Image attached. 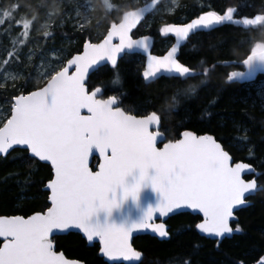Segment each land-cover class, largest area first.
<instances>
[{"label":"snow or ice","instance_id":"1","mask_svg":"<svg viewBox=\"0 0 264 264\" xmlns=\"http://www.w3.org/2000/svg\"><path fill=\"white\" fill-rule=\"evenodd\" d=\"M158 2L152 0V6ZM104 5L113 7L108 0ZM33 6L37 13L45 8L43 3ZM150 10L146 6L125 11L118 23L111 24L102 42L85 41L82 53L66 63L60 61L41 75L42 86L37 90L12 96L10 118L0 121V154L7 156L10 150L22 149L29 166L43 162L50 165L51 175L44 185L48 194L44 209L27 216L0 215V264H74L55 249L52 239L56 233L72 230L83 233L89 242L98 240L101 254L112 264H131L141 261L142 255L129 242L132 233L150 230L162 239L168 238L166 225L156 223L155 218L180 215L184 210L202 217L195 228L203 236L215 238L217 247L225 237L242 233L238 223L233 226L234 213L247 206L248 196L262 190L255 178L244 176L253 171L250 165L233 163L213 135L183 131L181 138L164 143L167 138L161 135V117L156 111L132 114L119 106L115 96L99 98L101 89L90 91L87 86L90 70L101 62L115 66L121 53L137 49L149 52V38L134 40L131 34ZM14 11H20V6L16 5ZM236 11L231 7L222 14L207 11L190 22L161 27L160 34L174 36L177 46L163 56L149 54L144 79L167 75L184 81L200 79L207 84L212 69L205 67L193 74L175 58L178 45L201 30L212 31L225 24L247 31L264 30V15L239 19ZM35 20L32 16L18 23L23 38L28 37ZM8 56L21 59L15 51ZM215 59L213 69L243 65L244 70L226 75L227 82H254L257 75L264 74V43H254L237 62L225 61L224 56ZM204 63L201 61V65ZM197 87L189 85L184 92L193 93ZM97 154L99 166L93 171L90 157ZM147 183L161 198L139 223L124 228L93 222L98 212L110 213L118 207L117 193L122 200L135 201ZM181 264L192 261L185 259ZM256 264H264V256Z\"/></svg>","mask_w":264,"mask_h":264},{"label":"trees","instance_id":"2","mask_svg":"<svg viewBox=\"0 0 264 264\" xmlns=\"http://www.w3.org/2000/svg\"><path fill=\"white\" fill-rule=\"evenodd\" d=\"M55 1L0 0V40L4 35L10 36L5 45L7 55L13 51L20 54L28 49L31 30L28 37L23 38V30L18 23L47 13ZM167 1L159 0L152 6V0H145L141 5L130 0H108L113 7L107 9L104 0H97L94 21L87 29L73 32L65 25L63 28L53 27L47 33L57 40L65 37L75 40V46L68 52L70 56L80 51L84 41L101 40L100 32L105 34L108 26L119 22L125 11L149 6L150 12L133 37L149 35L153 42L152 53L160 55L171 43V39L159 31L167 24H183L207 11L222 14L229 7L237 10L235 17L239 19L264 15V0H179L175 11L163 15L164 20L158 22L153 13ZM40 3L45 8L37 13L33 5ZM16 5L20 6V11H14ZM254 43H264V30L247 31L225 24L213 31L191 36L178 50L177 59L190 67L193 74L205 67L212 69V77L207 84H202L200 79L184 81L165 77L145 84L140 76L142 58L129 54L121 58L113 69L104 66L90 75L89 90L100 88L102 98L116 96L120 106L132 114L156 111L161 117L160 132L166 141L178 139L183 131L213 135L235 162L249 163L254 167V176L262 186L261 192L250 198V207L236 213L238 221L233 226L238 223L242 233L224 239L217 247L215 241L200 237L194 229L200 222L199 217L187 213L176 215L166 223L169 231L167 241L147 235L133 239L134 248L142 254L138 264H181L185 259H191L192 264H239L241 260L244 264H256L264 256V102L254 96L251 84L227 82L226 75L234 70L242 71L241 64L235 68H212L217 56H224L225 61H239ZM201 61L205 63L201 65ZM30 76L31 73H27L19 91L16 88L0 90V100L5 101L9 109L13 95L40 87L32 85ZM263 77L258 76L254 83ZM189 85L198 87L195 92L185 94L184 89ZM9 113L10 110L7 118ZM26 156L24 151L13 150L6 158H0V215L27 216L44 209L47 204L43 186L51 175V169L39 162L29 166ZM95 165L94 161L93 169ZM53 241L56 250L63 252L66 258L84 264H106L97 256L98 246L85 245L79 234L68 233Z\"/></svg>","mask_w":264,"mask_h":264},{"label":"rangeland","instance_id":"3","mask_svg":"<svg viewBox=\"0 0 264 264\" xmlns=\"http://www.w3.org/2000/svg\"><path fill=\"white\" fill-rule=\"evenodd\" d=\"M133 4H143L145 0H130ZM179 0H168L163 7L158 8L154 13L158 19L164 20L163 15L173 13L178 7ZM97 0H56L49 7L47 13L36 16L31 29V39L28 49L20 53V60L9 58L5 45L10 40V36L4 35L0 40V90L21 88V82L26 78L27 73H31L30 82L34 87L41 86V75L51 66L58 64L60 61L66 63L70 48L75 46L76 41L68 37L56 39L53 36H46L50 29L63 28L65 25L73 32L87 29L94 21L95 4ZM54 12L53 16L48 13ZM96 29V28H95ZM104 34L100 32L99 36ZM31 57V59H29ZM5 60L9 62L4 63ZM15 77V79H13ZM254 96L258 97L260 102H264V77L256 83H252ZM9 108L5 101L0 100V121L7 119Z\"/></svg>","mask_w":264,"mask_h":264},{"label":"water","instance_id":"4","mask_svg":"<svg viewBox=\"0 0 264 264\" xmlns=\"http://www.w3.org/2000/svg\"><path fill=\"white\" fill-rule=\"evenodd\" d=\"M141 9V8H140ZM135 10H138V9H135ZM131 11H134V10H131ZM204 14V13H203ZM197 18V17H195ZM145 20V19H144ZM144 20L142 22H144ZM191 21V20H190ZM188 21V22H190ZM141 22V23H142ZM118 23V22H117ZM186 23V22H184ZM111 25H109V27L107 28V30L110 28ZM139 26V25H138ZM137 26V27H138ZM107 30H106V34L101 38L100 41L98 42H92V43H99V42H102V40L104 39V37H106L107 35ZM215 30V29H214ZM136 31V28L133 29V32ZM213 31V30H212ZM132 32V33H133ZM207 33V32H210V31H204V30H201L197 33ZM132 35V34H131ZM195 35V34H193ZM191 35V36H193ZM190 36V37H191ZM144 37H148V41H147V44H148V49H149V52H144L142 50H134V51H131V52H127V53H121L120 56L117 58V62L122 58L124 57L126 54H131V55H139L141 56V58H143V70L140 74V76L142 77L143 81L145 84H150V82H154L158 79H161V77H165V78H169L167 77V75H161L159 78H150L149 80H145L144 77H143V72L147 69V64H148V55L151 54V55H155V56H159V55H156L154 53L151 52L152 50V46H153V42L150 38V36H139V37H136V38H133L134 40H139L141 38H144ZM167 37H170L171 40H172V44L165 50L164 54H161L160 56H163V55H166L167 52L171 49V47L173 46H177L176 45V41H175V38L174 36H172L171 34H169ZM187 41V40H186ZM186 41H182L180 42V44L178 45V50L184 45V43ZM84 43V42H83ZM82 43V44H83ZM114 43H118V41H114ZM178 50H177V53H176V56L175 58L177 59V55H178ZM83 52V45L81 47V50L78 52V53H82ZM76 53V54H78ZM76 54H73L71 56H69L68 59H70L72 56L76 55ZM178 60V59H177ZM179 62V61H178ZM185 65V64H184ZM104 66H107L109 68H114L113 65H111L110 63H107V62H101V65L97 68H94L93 70H90V74H89V77L91 74H93L94 72L98 71L99 69H101L102 67ZM187 66V65H185ZM242 68H243V65H242ZM244 70V68H243ZM261 75V74H259ZM258 76V75H257ZM89 79V78H88ZM87 79V83H88V80ZM256 79V78H255ZM181 80H184V78H181ZM255 81V80H254ZM238 83L244 85V84H251L253 83V81H238ZM38 89V88H37ZM37 89H34V90H37ZM32 90V91H34ZM95 90V89H94ZM101 94H102V91L99 95V98L101 97ZM112 97V96H111ZM109 97L107 98H103V99H108ZM11 106V105H10ZM11 114V113H10ZM83 114V113H82ZM10 118V115L9 117ZM160 127L161 125L159 126V130H160ZM162 135V133H161ZM205 135V134H204ZM163 136V135H162ZM182 136V133L180 134V137L181 138ZM178 138V139H179ZM164 143L168 142V141H163ZM158 147H163V143H158L157 145ZM15 150H21L23 151L22 149H15ZM11 151L13 150H10V153ZM10 153L8 155H10ZM7 155V156H8ZM93 155H95V153H93ZM7 156H5L4 154H0V158H6ZM233 158V157H232ZM94 159H96V161L98 162L97 165H96V168L93 170L92 167H93V164H94ZM237 162H240V163H244V162H241V161H234L233 159V163H237ZM40 164H44L43 162H39ZM247 164V163H246ZM45 165V164H44ZM248 165H250V167L253 169V171L251 173L249 172H245L244 173V176L245 177H249L248 179H253L255 178V176H253V173H254V167H252L251 164L248 163ZM50 166V165H49ZM98 166H99V156L98 154L95 156V157H90V168L93 170V171H96L98 170ZM151 174V173H150ZM256 179V178H255ZM129 182L132 181V178L129 177L128 178ZM257 180V179H256ZM47 183V182H46ZM258 183V186L262 189V186L259 185V182L257 181ZM43 191H45L44 187H43ZM261 192V191H259ZM47 193V192H46ZM258 193V192H257ZM256 193V194H257ZM48 195V194H47ZM255 196V195H254ZM254 196H248L246 199H247V206L246 207H243V208H240V209H237L235 211L234 214H236L239 210L241 209H245L247 207H250V205L252 204L251 201H250V198L254 197ZM160 194L158 192H155L152 187H151V184L150 183H147L145 184L144 186L141 187V190L140 192L138 193V196H137V199L135 201H133L131 198H128L126 200H122L121 199V195L120 193H117V203H118V207L116 208H113L112 211L110 213L108 212H104V211H100L98 212L93 218V222L94 223H99L101 226H115V227H124V228H129L131 227L133 224H137L139 223L142 219H143V216L144 214L148 211V209L150 207H155L156 204L159 202L160 200ZM47 203H48V200H47ZM183 213H187V214H190V215H193V216H197L200 218V220L202 219V217H200L197 213H194L192 212L191 210H184ZM173 216H176L174 214H169L168 216H165L163 218H160V217H156L155 218V222L156 223H164L166 225V223L168 222V220L173 217ZM236 216V220L233 221V223H236L238 221V217L237 215ZM166 228L168 229V226L166 225ZM196 229V228H195ZM197 233L199 234L200 237L202 238H206L208 240H211V241H215V238H211V237H206V236H203L202 234H200L198 232V230H196ZM68 233H76V234H79L81 236V238L84 240L85 242V245L89 246V247H92L94 245H97L98 246V253H97V256L98 257H101L103 259V261L106 263V264H112L111 261H109L107 259V257H104L101 252H100V245H99V241L98 240H94L92 242H89L87 240V238L83 235V233L77 231V230H72L71 232H68ZM68 233H56L54 234V236L52 237V239L54 237H60L62 235H68ZM239 233H236L234 234V236H237ZM144 235H147L149 237H152L154 239H158L160 241H167L168 238H160L158 237L157 235H155L154 233H152L150 230H147V231H139V232H133L132 235H131V238H130V244L132 245V247L134 248L133 246V239L134 238H137V237H142ZM231 237H225L224 239H230ZM223 239V240H224ZM2 242V241H1ZM54 243V242H53ZM54 247H55V244H54ZM56 249V247H55ZM135 249V248H134ZM136 250V249H135ZM59 253H63V252H59ZM66 258V257H65ZM67 260L71 261V262H74V264H84L83 262L79 261V260H72V259H69V258H66ZM141 259H142V255H141ZM140 263V261H133L131 262V264H138ZM125 264H128V262H125Z\"/></svg>","mask_w":264,"mask_h":264}]
</instances>
